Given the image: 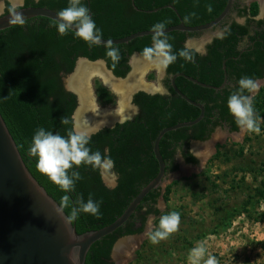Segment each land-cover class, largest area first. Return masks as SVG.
<instances>
[{
    "label": "trees",
    "instance_id": "obj_1",
    "mask_svg": "<svg viewBox=\"0 0 264 264\" xmlns=\"http://www.w3.org/2000/svg\"><path fill=\"white\" fill-rule=\"evenodd\" d=\"M68 2L69 0H24L22 7H41L58 13L68 6ZM226 2L227 0H133L132 5V0H82L106 40L151 31L158 22H166V28L176 26L180 21L188 27L203 25L220 15ZM168 5L176 13L167 8ZM154 10L157 11L152 12ZM258 13L257 3L237 10L236 16L245 19L243 24L232 22L227 28L221 29L222 35L206 44L204 54L191 49L194 61L178 57L175 63L166 68L168 77L181 73L215 87L223 82V62L227 75V84L219 91L199 87L182 77L175 79V85L183 95L203 106L204 116L198 124L168 132L162 137L159 151L165 163L166 176L178 170L175 163L177 153H180L187 164H197V160L189 152L192 141L208 140L223 123L231 132L238 130L227 108L229 95L237 89L241 77L264 79V18L256 19ZM200 34L176 31L167 33V36L173 50L179 52L185 48L188 39ZM151 43L152 36H144L126 44L112 45L120 53L119 62L113 66V61L106 55L108 45L89 47L76 38L74 32L60 36L55 22L44 17H36L22 25L0 31V114L25 166L68 218L72 208L79 207L81 196L85 202L89 195L95 201H102L99 218L81 212L76 219H70L78 235L102 229L122 215L140 190L158 172V163L152 150L157 134L178 123L195 120L200 111L176 95L170 87L169 78L166 81L170 93L168 96L147 95L142 92L135 94L132 101L139 112L133 119L116 124L113 128H103L91 135L89 147L93 151L100 150L103 153L105 148L110 149V155L115 161L114 188H108L104 184L98 171H93L90 166H81L77 170L83 179L76 183L75 191H61L38 171L37 158L29 154L32 137L41 127L60 135H66L73 127L72 116L77 108V98L65 90L62 78L74 71L79 58L92 62L103 60L115 77L125 78L130 71V57L135 53L140 55ZM95 91L98 102L103 106L114 103L113 95L98 82H95ZM253 105L257 115L264 118V86L253 97ZM63 116H67L72 123L61 124ZM224 147L217 144L216 153L209 162L217 160ZM260 170L255 174L253 168H248L247 172L257 180L262 172ZM178 184V181L172 182L165 187L163 194L160 188L148 193L123 226L90 247L85 264H114L111 251L115 242L125 236L141 234L149 216H160L156 207L159 198L167 204L172 187ZM213 187L217 188L215 185ZM65 195L69 196L67 206L62 202ZM262 202L264 180L246 187L244 199L238 206L229 209L216 207V224L211 229L201 231L195 240L227 229L236 216L250 215ZM258 220H264V214H260ZM190 244L188 242L189 246ZM136 254L140 255L139 252Z\"/></svg>",
    "mask_w": 264,
    "mask_h": 264
},
{
    "label": "rangeland",
    "instance_id": "obj_2",
    "mask_svg": "<svg viewBox=\"0 0 264 264\" xmlns=\"http://www.w3.org/2000/svg\"><path fill=\"white\" fill-rule=\"evenodd\" d=\"M23 2L24 0L21 5ZM257 2L255 0L250 4ZM262 15L263 13L260 14L259 10L256 19L262 18ZM237 21L242 23L240 19ZM220 34V29L201 33L187 41L186 46L202 53L205 51L206 44L214 37H219ZM147 76L148 80H146ZM150 76L151 79H149ZM163 78V76L159 78L153 71H148L145 75L146 83L159 85L160 89L156 92L162 94ZM95 82L101 86L103 84L97 79L92 81V93L96 100ZM259 84L258 91L264 86V82H259ZM108 91L113 95L114 103L103 106L98 102V99L96 103L101 108L113 109L118 103V96L110 90ZM133 116L134 113L128 119H132ZM259 123L261 129L259 134L241 131L229 134L216 129L209 142L213 144L215 150L200 168L185 166L177 160L179 168L176 172L166 176L161 194L165 187L172 182L178 181L179 184L172 187L167 204L162 198L158 200L156 207L160 211V216L158 218L148 217L144 228L146 233L141 240L140 248L132 257L126 252L123 259L127 256V261H123V264H191L190 251L199 244H202L206 250L199 264H203L204 260L209 257H214L217 264H264V220H258L259 215L264 214V202L258 205L250 215L236 216L227 229H221L217 234L195 240L201 231L211 229L216 224V207L223 206L229 209L238 206L244 199L246 187L257 185L264 180V118H260ZM217 144L225 147L221 149V155L217 160L209 162L216 153ZM193 145L189 146L190 151ZM248 168H253L255 174H258L261 169V175L257 177V180H254L252 174L247 172ZM102 180L109 188L116 182V175L104 174ZM173 211L180 214L178 231L159 244H152L148 234L158 227L159 218L162 215ZM124 242H128L126 248L134 247L131 240ZM188 242H191L190 246ZM137 252H139V256L136 254Z\"/></svg>",
    "mask_w": 264,
    "mask_h": 264
},
{
    "label": "water",
    "instance_id": "obj_3",
    "mask_svg": "<svg viewBox=\"0 0 264 264\" xmlns=\"http://www.w3.org/2000/svg\"><path fill=\"white\" fill-rule=\"evenodd\" d=\"M22 1L23 0L17 1L19 4L18 10L21 11L25 21L36 17H44L55 22L58 18L56 12L46 8L22 7ZM233 1L234 0H227L226 5L220 15L209 23L195 27H188L180 21V23L176 26L165 28V32L167 34L176 31L186 33H206L208 31H211L227 17L232 7ZM252 1L255 0H247V5H249ZM257 3L259 6L260 14H264V7L262 8L259 5V2ZM166 7L176 13V10L172 6L168 5ZM156 11L157 10H154L152 12ZM16 25L17 24H10L8 22L7 14L0 17V31H3ZM144 36H152V31L137 32L122 39H103V43L99 46L108 45L109 43L111 45L126 44L136 38ZM202 53L204 54L205 51ZM133 56L141 57L138 53H135L130 57V71L125 78L115 77L112 72L107 69L106 64L103 60L97 61L103 63L105 70L115 80L122 81L126 79L131 72L130 61ZM79 60H84L90 63L97 62H92L85 58H79L77 62ZM222 70L224 73V78L222 84L219 87L200 83L197 80L192 79L191 77H188L181 73L174 74L171 77V89L182 100H184L186 103L190 104L191 106L197 108L200 111L198 117L193 121L178 123L174 126L162 129L157 134L152 144L153 154L155 160L158 163V172L154 179H152L145 187L140 190V192L131 201V203L128 205L122 215L117 218L113 223L97 231H89L80 235L77 234L75 226L72 224V222L62 210V208L52 197L47 194L45 189L36 181V179L31 175V173L25 166L22 157L16 147V144L0 114V264H85L86 255L90 247L94 243L112 234L118 228L123 226L129 220L131 215L135 212L137 207L140 205L141 201L148 193L158 188L162 189L166 178L165 163L159 151V143L162 137L168 132L175 131L180 128L192 127L198 124L203 119V106L183 95L177 89L175 85V79L178 77H182L199 87L219 91L223 89L227 84L225 62H223L222 64ZM73 72L70 75L63 77L62 80L65 90L73 93L77 98V108L75 110L76 112L80 105L79 96L75 92L70 90L68 86V79L73 74ZM163 72L164 70L162 71V75ZM261 82H264V80H262ZM138 91L140 90H136L128 96L127 99L129 101L130 106H132L131 101L134 94H136ZM136 111L137 110L134 108V115ZM75 112L72 116L73 124H75ZM127 120L130 119H124L122 121L118 120L113 122V124L111 125H104L96 129L101 130L103 128H113L116 124H121ZM98 131H91V135L97 133ZM212 135L206 141H192L190 145H193L195 143H209L211 141ZM191 152L192 155L199 162L196 167L200 168L202 158L196 155L193 152L192 148ZM178 161L184 164L180 156L178 157ZM206 161L207 159L205 160V162ZM115 186L116 182H114V184L109 188H114ZM160 199L161 197L159 198V200ZM145 233L146 230H144L141 234L138 235L125 236L118 239L113 245L111 251L112 262L114 264H117L115 250L119 243H121L122 241L124 242L127 240H131L133 244L136 245L133 249L129 247L127 248V254L132 257L134 253L140 248L141 240L143 239ZM126 259L127 256L125 259H121V264L127 261Z\"/></svg>",
    "mask_w": 264,
    "mask_h": 264
},
{
    "label": "clouds",
    "instance_id": "obj_4",
    "mask_svg": "<svg viewBox=\"0 0 264 264\" xmlns=\"http://www.w3.org/2000/svg\"><path fill=\"white\" fill-rule=\"evenodd\" d=\"M18 7L19 4L16 0H0V17L7 14L10 24L22 25L25 19ZM210 10L211 7L209 6ZM57 17L55 27L60 36L74 32L75 37L84 41L89 47L103 43V34L97 28L89 9L82 4V0H69L68 6L60 10ZM165 28L166 22H158L153 25L151 29L152 43L151 46L143 49L140 54L142 59L163 68L175 63L178 57L185 61H194L193 51L187 46L179 52L173 50V45L169 43ZM106 55L113 61V66L120 60L119 49L110 43L107 46ZM259 86L258 80L248 76L241 77L237 89L227 99L229 114L241 132L260 133V117L253 105V97ZM60 122L63 125L72 123L67 116L61 117ZM98 130L92 129L91 131ZM91 131L78 124H73L66 135H60L41 127L35 131L32 137L29 154L37 158L36 167L38 171L63 192L75 191L76 183L83 179L77 170L81 166H90L93 171H98L101 175L108 173L115 175V161L110 155V149L105 148L101 153L100 150L93 151L89 147ZM68 201V195L62 197L65 206H67ZM101 204L102 201H95L91 195L86 202L81 196L79 207L72 208L69 219H76L81 212L99 218ZM179 226V212L173 211L162 215L159 218L158 227L148 234V238L152 244H159L178 231ZM205 251L202 244L191 249L189 254L191 264H199ZM203 264H217V262L214 257H209L204 260Z\"/></svg>",
    "mask_w": 264,
    "mask_h": 264
},
{
    "label": "bare ground",
    "instance_id": "obj_5",
    "mask_svg": "<svg viewBox=\"0 0 264 264\" xmlns=\"http://www.w3.org/2000/svg\"><path fill=\"white\" fill-rule=\"evenodd\" d=\"M19 0H16V2ZM259 5L264 7V0H257ZM131 72L126 79L115 80L104 68L102 62H87L79 60L74 73L68 79L70 90L79 96V108L74 115V122L85 129L91 131L104 125H111L115 121L128 119L134 112V107L130 106L128 96L136 90L157 91L159 85L148 84L145 75L148 71H153L162 76L163 67L145 62L141 57L133 56L130 61ZM99 80L103 86L118 96L117 105L112 108H101L97 105L92 93V81ZM215 142V141H214ZM193 152L201 157L202 166L205 160L213 152V144H197L192 147ZM134 247L136 245L132 244ZM128 242H121L115 250L117 264H121L123 255L128 252ZM134 247H131L132 249ZM127 250V251H126ZM121 258V259H120Z\"/></svg>",
    "mask_w": 264,
    "mask_h": 264
},
{
    "label": "flooded vegetation",
    "instance_id": "obj_6",
    "mask_svg": "<svg viewBox=\"0 0 264 264\" xmlns=\"http://www.w3.org/2000/svg\"><path fill=\"white\" fill-rule=\"evenodd\" d=\"M250 5V4H249ZM249 5H247V0H243V1H237V0H234L233 1V5H232V7H231V9H230V12H229V14L227 15V17L217 26V27H215L214 29H220V31H221V29H224V28H227L228 27V25H230L232 22H236V23H239L237 20H242V23H239V24H243L244 23V18H238L237 16H236V11L237 10H239V9H242L243 7H249ZM22 6H23V4H22ZM262 18H264V14H263V16H262ZM262 18H260V19H262ZM222 35V31H221V34H220V36ZM191 39H193V38H190V39H188L187 41H189V40H191ZM187 41L185 42V47H186V43H187ZM131 65V64H130ZM131 70H132V68H131ZM164 70V72H163V81H162V83H161V88H162V91H163V94L162 93H158V92H153V91H148V93H147V91H145V90H140V91H138L137 93H139V92H142V93H145V94H147V95H155V94H159V95H162V96H168L170 93H169V88H168V85L166 84V81L168 80V78H169V84H170V79H171V77H168L167 76V73H166V68H164L163 69ZM156 73V72H155ZM157 74V73H156ZM158 75V74H157ZM147 79L146 80H148V76L146 77ZM262 80H264V79H261V80H258L259 82H261ZM226 86V85H225ZM104 88H106L105 86H103ZM171 87V86H170ZM107 89V88H106ZM107 90H109V89H107ZM136 93V94H137ZM135 95V94H134ZM97 100V99H96ZM132 100H133V98H132ZM131 105L137 110L136 111V113H135V115L132 117V119L138 114V112H139V108L135 105V104H133V101H131ZM131 120V119H130ZM216 129H220V130H222V131H225V132H227V133H232V134H236V133H239L240 132V129L238 128V130L236 131V132H231L230 130H229V127L226 125V124H222L220 127H218V128H216ZM215 129V130H216ZM214 133V132H213ZM190 146V145H189ZM189 152L191 153V151H190V149H189ZM178 154H180V153H177L176 154V156H175V163L178 165V157H177V155ZM191 155H192V153H191ZM180 157H181V159H182V161H183V163H184V165L185 166H191V167H196L198 164H199V162H198V160H197V164H195V165H193V164H187L184 160H183V158H182V156L181 155H179ZM193 156V155H192ZM178 168H179V165H178ZM150 217V216H149Z\"/></svg>",
    "mask_w": 264,
    "mask_h": 264
}]
</instances>
